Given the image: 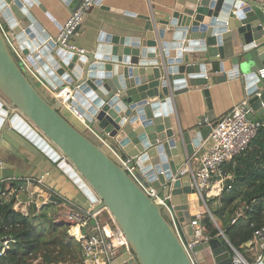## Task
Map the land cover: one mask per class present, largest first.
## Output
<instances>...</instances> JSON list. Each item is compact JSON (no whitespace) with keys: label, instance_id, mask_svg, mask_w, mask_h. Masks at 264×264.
Instances as JSON below:
<instances>
[{"label":"water","instance_id":"obj_1","mask_svg":"<svg viewBox=\"0 0 264 264\" xmlns=\"http://www.w3.org/2000/svg\"><path fill=\"white\" fill-rule=\"evenodd\" d=\"M72 1L62 0L74 13L82 0L71 8ZM31 2L39 0H0V95L6 102L0 101V180L15 175L12 164L3 160L9 144L36 146L54 160L63 155L61 169L91 202L101 201L138 264H195L171 215L129 168L139 170L159 194L170 196L182 232L193 242L187 211L196 189L190 176L176 175L218 122L206 72L214 62L224 72L230 60L235 67L230 75L241 76L246 86L249 117L264 115V78L257 75L264 67V0H178L167 20L148 16L140 34L102 26L89 50L71 43L82 24L65 40L54 36L33 14ZM4 27L45 83L73 90L72 105L84 115V129L63 113L60 100L46 97L34 84ZM198 89L208 110L199 129L182 130L173 101ZM104 137L115 143V150ZM51 199L61 201L55 195ZM206 248L216 264H232L222 239L197 244L193 251ZM127 255L113 264H136Z\"/></svg>","mask_w":264,"mask_h":264},{"label":"crops","instance_id":"obj_2","mask_svg":"<svg viewBox=\"0 0 264 264\" xmlns=\"http://www.w3.org/2000/svg\"><path fill=\"white\" fill-rule=\"evenodd\" d=\"M77 2L78 0H73L70 7L73 8ZM177 3L178 0H97L87 13L79 33L76 34L71 43L78 49H91L102 26L106 30H115L121 34L128 33L135 35V32L140 34L144 30L143 28L148 16L167 20L175 11ZM32 4L31 9L33 14L44 25L46 30L54 36L60 35L62 27L73 14V11L69 9V5L62 2V0H39L38 4ZM6 29L8 30V28ZM8 33L12 36L10 38L16 48L20 51L12 31L8 30ZM26 62V65L32 68L27 60ZM212 66L213 69H207L206 72L209 81L208 87L211 92L215 114L217 119H220L235 105L248 100V98L246 86L241 76L230 75L231 71L235 68L231 65L230 60L224 63V72L220 71L218 62H214ZM37 83L51 100H55L53 94L48 91L47 86L49 84L45 83L46 86H44L38 81ZM0 101L6 103L1 95ZM173 107L178 124L182 130L199 129L198 126L201 124L200 118L208 110L203 90L199 89L190 90L176 96L173 101ZM63 113L75 126L82 129L85 128V124L68 108H63ZM253 119L264 121V115L255 113ZM104 138L111 146H116L113 141H110L106 137ZM8 146L6 150L8 155L4 156L3 160L12 164L13 167L11 169L14 170L15 175L13 178L0 180V188H2L0 200L13 197L16 203L15 207L19 208L23 213L29 212L31 208L35 212H38L42 207L54 203L51 210L55 212V217L58 220H61V214L69 212L72 209L87 210L91 207L93 202L85 196L61 169L59 164L63 161L62 156L59 160H54V158H51L36 146L27 148L15 143ZM207 147L208 142L205 147L201 148V151L204 152ZM229 168L230 162L225 163L221 167V172L215 175L213 184L206 197V202L199 195L203 206L196 203L192 211L193 216L200 212L206 214L210 211L212 213L210 200L216 199L219 202L226 189L227 180L233 176L229 172ZM39 178H42L41 183L37 182ZM14 183L17 185H14ZM53 195L57 196L61 201L52 200ZM217 201L213 205H216ZM94 206L99 212L102 221L108 224L113 222L112 215L106 208L101 206L100 202L95 203ZM189 207H191L190 198ZM215 220L217 222L216 218ZM74 227L76 226H72L70 229V234H73L72 229ZM241 248L250 259H253L254 254L258 251L256 247L246 246V244ZM127 256L124 250H120L117 260H125ZM196 260L197 264H216L213 254L208 248L197 252Z\"/></svg>","mask_w":264,"mask_h":264},{"label":"built area","instance_id":"obj_3","mask_svg":"<svg viewBox=\"0 0 264 264\" xmlns=\"http://www.w3.org/2000/svg\"><path fill=\"white\" fill-rule=\"evenodd\" d=\"M96 2L97 0H82L77 10L68 18L63 26L59 38L65 40V38L71 35L73 31L83 23L84 17ZM5 35L14 54L19 58V62L24 71L36 83L38 81L41 85L46 86L45 82L38 75V72L26 65V57L20 52L21 50L19 51L16 48L8 30H5ZM257 75L260 79L264 78V67L257 71ZM47 87L54 98L62 102L63 108H68L86 125L84 115L72 105V101L75 100V97L70 87L60 89ZM251 112L252 109L249 107L247 100L235 105L227 114L218 119V122L212 128L208 137L202 141L201 145L196 148L192 154L187 155L185 162L178 169L176 176H190L191 186L196 189V192H198L204 202H206V197L213 184V178L217 173L221 172V167L225 163L233 160L234 157L247 151L261 128H264V121L249 117ZM207 142L208 147L204 152L201 151V148L205 147ZM116 154L124 164H127L128 159L124 158L119 151H116ZM63 160H65V157H63ZM129 173L137 180L147 194L153 197L154 201L165 208L168 214L171 215L175 228L185 248L189 252L194 263L197 264V252L193 251V247L211 239L206 235V227L202 224V219L205 216L204 212L194 215L191 219L190 224L193 228L195 237V240L191 242L182 232V225L179 221L177 212L173 210L174 208L170 202V196L159 194L157 188L151 186L148 181L144 182L141 180L137 175L136 168H129ZM37 182L41 183L42 178H39ZM229 189H231V186H229ZM98 202L101 203V201ZM94 204L95 203H92L91 207L87 210L72 209L69 212L61 214V219H66L72 223V226L79 228L80 233L73 234V236L81 243L83 264H113L117 260L120 250H124L128 253L129 260L138 264L137 257L132 252L129 241L122 229L116 224L114 219L112 222L113 224L102 221ZM208 213L214 222H216L214 215L210 211H208ZM238 215H240V213ZM55 220L59 221L57 218ZM235 222L236 218L232 220V223ZM218 237L230 247L232 264H264V225L255 228L253 239L246 243V246L250 245L258 249L253 259L248 258L242 249L236 248L229 241L224 231L220 230ZM9 241V239L0 240L3 244L0 254L9 247Z\"/></svg>","mask_w":264,"mask_h":264},{"label":"trees","instance_id":"obj_4","mask_svg":"<svg viewBox=\"0 0 264 264\" xmlns=\"http://www.w3.org/2000/svg\"><path fill=\"white\" fill-rule=\"evenodd\" d=\"M229 172L233 176L227 180L219 202L210 200L217 223L206 213L202 224L210 238L218 237L222 230L236 248L242 249L253 239L255 228L264 225V128L247 151L230 161ZM15 204L13 197L0 200V240H10L0 254V264H34L38 258V264H83L81 243L69 233L72 223L55 221L51 210L54 203L38 212L31 208L28 214ZM72 233L79 234V228L74 227ZM2 247L0 242V252Z\"/></svg>","mask_w":264,"mask_h":264},{"label":"rangeland","instance_id":"obj_5","mask_svg":"<svg viewBox=\"0 0 264 264\" xmlns=\"http://www.w3.org/2000/svg\"><path fill=\"white\" fill-rule=\"evenodd\" d=\"M85 18H86V16L84 17V19H85ZM83 21H84V20H83ZM16 57H17V56H16ZM17 59L19 60L18 57H17ZM34 84L40 88V90H41V92H42L43 94H45L44 90H43V89H42L37 83L34 82ZM45 95H46V94H45ZM46 97L49 98L48 95H46ZM94 138L96 139V137H94ZM96 140H97V139H96ZM97 141H98V140H97ZM98 142H99V141H98ZM137 175H138V177H139L141 180H143L144 182L146 181L145 176H144L139 170H137ZM189 198H190L191 207H190L189 210L187 211V219L191 221V219H192V217H193V213H192V211H193V207H194V205H195L196 203H198L200 206H203V205H202V203H201V200H200V197H199L198 192H195V193H193V194H190ZM29 212H30V211H29ZM29 212H26L25 214H28ZM190 223H191V222H190ZM40 260H41V258H38V259L34 260V264H38V263L40 262Z\"/></svg>","mask_w":264,"mask_h":264},{"label":"clouds","instance_id":"obj_6","mask_svg":"<svg viewBox=\"0 0 264 264\" xmlns=\"http://www.w3.org/2000/svg\"><path fill=\"white\" fill-rule=\"evenodd\" d=\"M62 157H64V156L62 155ZM93 203H94V202H93ZM15 205H16V204H15ZM55 221H56V220H55ZM59 221H60V220H59ZM71 228H72V226H71ZM71 228H70V229H71ZM69 233H70V230H69ZM71 235L73 236V234H71ZM218 238H219V237H218ZM211 239H212V238H211ZM222 241H223V240H222Z\"/></svg>","mask_w":264,"mask_h":264}]
</instances>
